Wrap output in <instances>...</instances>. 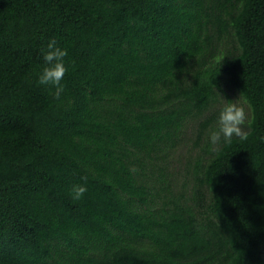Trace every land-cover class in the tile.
Listing matches in <instances>:
<instances>
[{"label":"trees","instance_id":"obj_1","mask_svg":"<svg viewBox=\"0 0 264 264\" xmlns=\"http://www.w3.org/2000/svg\"><path fill=\"white\" fill-rule=\"evenodd\" d=\"M0 264H264V0H0Z\"/></svg>","mask_w":264,"mask_h":264},{"label":"clouds","instance_id":"obj_2","mask_svg":"<svg viewBox=\"0 0 264 264\" xmlns=\"http://www.w3.org/2000/svg\"><path fill=\"white\" fill-rule=\"evenodd\" d=\"M66 55L67 50L59 48L55 40L49 41L47 51L43 55L46 66L43 67L38 77L39 84L55 87L54 95L57 98L60 92L63 91L60 82L68 71L63 59ZM250 123L249 114L246 112L243 103H225L219 112L216 129L209 134L210 142L213 145H217L220 143H231L234 138L247 140L246 125ZM82 179L86 182V178L82 177ZM86 191L85 185L76 184L72 186L70 196L73 200H80Z\"/></svg>","mask_w":264,"mask_h":264},{"label":"rangeland","instance_id":"obj_3","mask_svg":"<svg viewBox=\"0 0 264 264\" xmlns=\"http://www.w3.org/2000/svg\"><path fill=\"white\" fill-rule=\"evenodd\" d=\"M182 153H183V152H181L180 154H178V159H179V156H181Z\"/></svg>","mask_w":264,"mask_h":264}]
</instances>
